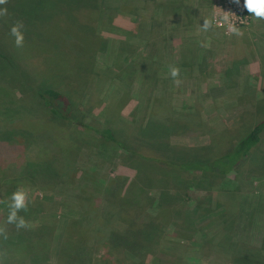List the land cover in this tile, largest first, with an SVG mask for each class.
Here are the masks:
<instances>
[{
    "label": "rangeland",
    "instance_id": "1",
    "mask_svg": "<svg viewBox=\"0 0 264 264\" xmlns=\"http://www.w3.org/2000/svg\"><path fill=\"white\" fill-rule=\"evenodd\" d=\"M242 4L243 0L240 5L234 0H8L9 16L0 19V153L6 162L0 173L22 175L24 161L16 150L51 152L43 161L62 172L46 189L32 177L19 178L12 188L0 181V223L5 220L3 202L21 187L33 206L30 227L52 228L50 249L31 256L28 264H81L79 257L60 259L56 253L68 214L79 213L91 197L96 205L91 215L108 218V207L119 192L115 184L107 188L111 179L119 178L124 186L134 179L136 167L126 165L128 151L101 143L94 129L110 126L125 146L146 155L203 160L214 151L229 150L264 119V20L248 14ZM237 6L247 18L235 25L240 36L231 34L222 19L227 14L232 21ZM205 19L212 22L207 31L202 29ZM16 20L25 25L23 48H16L8 34ZM82 35L96 41L95 49L83 47ZM169 66L179 67V85L168 75ZM43 89L57 90L69 99V118L46 109L39 96ZM10 121L26 124L8 129L4 124ZM81 124L92 131L86 132ZM41 143L54 149H44ZM134 159L137 165H148L149 176L179 172L168 168V173L158 175L151 165L167 169L166 165ZM76 168L73 178L66 174ZM196 181L189 198L181 193L176 201L180 213L162 228L161 240L154 245L158 252L152 257L153 247L141 255L143 264H237L235 258L246 257L264 264V132L235 171ZM155 186L157 190L149 191L154 199L145 208L150 213L162 195V186ZM96 222L95 216V230H102ZM104 240L98 234L87 239L89 264L102 260ZM117 252H110V258L123 260L126 253Z\"/></svg>",
    "mask_w": 264,
    "mask_h": 264
},
{
    "label": "trees",
    "instance_id": "2",
    "mask_svg": "<svg viewBox=\"0 0 264 264\" xmlns=\"http://www.w3.org/2000/svg\"><path fill=\"white\" fill-rule=\"evenodd\" d=\"M82 37L84 38V48L90 47L95 49L97 46L96 41L88 36L82 35ZM88 39L90 41L86 43ZM88 44L89 47L86 46ZM94 49H92V51ZM39 96L46 109L50 110L55 115L64 119L69 118L71 115L70 101L59 91L54 89H43L39 92ZM49 122L57 126L54 122L50 120ZM7 123L8 124H3L10 129L18 125L20 121H10ZM20 124L22 126L26 124V122ZM81 126L86 132L92 131L90 125L81 124ZM33 127L34 126L28 130L30 133L34 130ZM94 131L97 132V138L101 143L112 144L128 151V163H126V165L133 168L136 167L134 179L129 183L126 182L125 186L124 181L120 182L119 178H112L110 184H108L107 188L115 184V187L119 191L117 195L114 196V200L112 201L113 206L108 207L109 210L112 209L109 213L115 215V218H113L114 216L112 217V215L109 216L108 213V218L102 213H95V215L92 216L91 211L95 209L96 205L92 204L93 200L91 197L84 200L79 213H74L72 215L68 214L63 237L58 244L57 256H59L60 259H64L74 255L76 258L79 257L78 260L82 262L81 264H89L88 261L90 259L87 260L86 258L89 255L85 256L88 249L87 239H91L98 234L105 238L104 245L106 250L101 257L102 260L95 264H143L144 258L141 255L149 249H152L156 243H159V240H161V235L159 234L162 228L175 221L173 216L175 213L179 215L180 212L176 209V207H178L176 201H179L178 199L182 195L184 199L189 198L188 192L192 187L196 186V180L222 177L235 171L240 163H242L243 159L249 154L250 150L261 140L262 133L264 132V119L255 122L247 133L240 137L229 150L223 153L214 151L208 154L209 156L205 155L203 160H197V158L187 160L183 158L166 159L165 157L155 154L146 155L125 146L123 137L110 126L104 125L94 129ZM45 144L46 146L43 144L41 145L42 148L54 149L53 146H48L49 143ZM1 150L3 151L2 145H0V151ZM16 151L17 152H14V154H16L21 161H24L22 175L20 174L18 176V174L15 173L12 176L9 173L3 176V174L0 173V181L3 180L5 182L4 184H7L10 188L15 186L20 181L19 178L22 177L34 178L42 189L50 187L51 184L56 183L54 181L61 178L59 176V174L62 173L61 171L55 169L54 165L51 163L43 161L50 156L51 152L43 153L45 151L42 150L43 152L33 151L34 153L31 152L27 154L24 150ZM67 151L70 152L71 149ZM136 156L144 158L146 161L148 160L157 164L166 165L167 169L151 165V168H156L155 170L158 175L162 172L163 174L168 173V168H171L170 171L172 173L176 170H179V172L176 171L177 174L170 175V177L167 176V174L159 178H156L154 174L149 176L147 164L142 162V165L139 163L137 165V163L132 162L136 161L134 159ZM0 158V167H4L6 162L2 160L1 153ZM27 160L29 162H27ZM41 160L43 162H38ZM167 164L173 165L169 166ZM77 171L78 169L76 168L70 170L69 173L66 174L73 178L77 174ZM16 175L18 176V180L17 178L12 179ZM163 176L164 178L160 179ZM155 185L162 186V188L158 190L162 195L158 196V199H156V211L150 213L145 211V208L150 205L152 199H154L150 196L149 191L150 189L157 190ZM124 187L128 188L124 190ZM6 202L7 201L3 202L5 206L3 209L4 218H6L7 214ZM32 212L33 206L29 204V210L21 214L28 220L31 219ZM95 216L97 219L96 224L98 226H103L102 230H95L97 227H94L95 223H92ZM183 219L185 220L184 217ZM93 229L96 234H94ZM197 231L199 230L197 229ZM52 237V228L45 224L30 227L28 230H21L19 232H17L14 227L9 226V240L5 245L9 249V264H28V260L31 256L48 252ZM262 250H264V247H262ZM114 251H118V254L124 252L126 256L123 257V260H118L116 256H114L115 258L113 260L110 256H112ZM151 251L150 253L153 257L158 252V249L154 247ZM139 256L140 258L137 259ZM233 261L237 264H254V260L249 257H246V259L235 258Z\"/></svg>",
    "mask_w": 264,
    "mask_h": 264
},
{
    "label": "clouds",
    "instance_id": "3",
    "mask_svg": "<svg viewBox=\"0 0 264 264\" xmlns=\"http://www.w3.org/2000/svg\"><path fill=\"white\" fill-rule=\"evenodd\" d=\"M237 5H240V0H234ZM8 0H0V19L9 16L6 7ZM242 8L248 14L257 20H264V0H243ZM222 19L228 23L229 32L237 36L243 35L240 29L231 21L230 16L225 14ZM212 22L208 19L204 20L202 29L207 31L211 27ZM25 25L22 20H16L10 25L9 35L12 37L13 44L16 48H23L25 44ZM168 75L173 79L174 83H181L180 69L177 66H169ZM29 194L23 188L18 187L9 196L7 201V214L3 223H0V264H9V249L5 246L9 240V226L15 228L17 232L28 230L30 224L25 216L29 210Z\"/></svg>",
    "mask_w": 264,
    "mask_h": 264
},
{
    "label": "built area",
    "instance_id": "4",
    "mask_svg": "<svg viewBox=\"0 0 264 264\" xmlns=\"http://www.w3.org/2000/svg\"><path fill=\"white\" fill-rule=\"evenodd\" d=\"M238 10L236 12V16H234V19L232 20V22L235 24V25H238V24H242V23H245L247 21V18L246 16H244L243 14V9L241 8V6H237L236 7Z\"/></svg>",
    "mask_w": 264,
    "mask_h": 264
}]
</instances>
